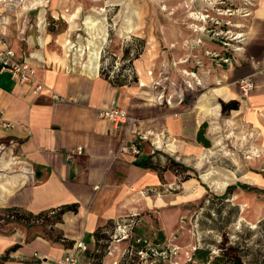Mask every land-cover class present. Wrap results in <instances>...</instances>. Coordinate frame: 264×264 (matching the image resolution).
I'll list each match as a JSON object with an SVG mask.
<instances>
[{"label":"crops","instance_id":"crops-1","mask_svg":"<svg viewBox=\"0 0 264 264\" xmlns=\"http://www.w3.org/2000/svg\"><path fill=\"white\" fill-rule=\"evenodd\" d=\"M2 11L0 35L10 25L7 9ZM37 20L38 36L27 38L26 53L11 45L17 57L35 69V80L45 86L43 91L34 95L32 85H18L7 71L0 69V118L8 124L0 126V221H14L12 226L0 225V262L10 247L18 245L1 264H55L59 258L75 252L76 244L81 242L86 250L79 256L78 264H124L127 243L109 242L119 216L137 213L141 217L138 232L154 235L158 229L152 226L153 216L165 241L173 239L176 208L158 211L164 197L159 191L178 184L184 190L189 189L191 174L200 168V155L210 151L213 144L207 131L210 148L199 144L196 134L203 122L210 120L211 124H216L221 115L220 104L213 99L215 96L225 103L237 101L238 109L229 111L232 115L236 113L233 119L260 125L264 133V77L261 74L264 68V0H256L249 17L239 63L216 71L214 75L218 80L227 78L215 89L220 88V92L214 90L208 97L207 92L199 96L195 90L187 91L182 103L174 98L171 105L156 101L159 90L149 84L150 78L146 75L145 64L152 59L153 40L147 43L145 62H140L144 63L142 69H137L144 83L114 84L101 75L100 60L94 55L100 47L101 26L98 36L92 37L93 31H87L84 39L77 35L75 44L80 45L82 39L91 51L88 53L85 47H80L73 53V61L68 63L70 50L75 46L70 35L77 31L76 23H71L62 35L63 52L58 55L49 46L52 36L46 30L43 11L39 12ZM125 20L119 28L120 34L140 30L138 25L124 23ZM176 34L173 27L169 29L167 41L177 39ZM122 40L118 35L104 40L101 46L105 44L108 51L120 55ZM137 60L135 62L140 61ZM243 77L253 82L246 98L241 96L238 85ZM52 94L58 99H52ZM196 99L199 103H195ZM113 107L125 110L133 121L115 127L109 120L99 117L100 109ZM130 142L138 145L137 156L119 152L122 144ZM79 146L82 154L67 159L66 153ZM249 173L247 179L258 185L253 186L256 191L252 195L260 197L257 215L249 219L259 223L264 220V178ZM233 188L234 185H230L224 189L219 205L223 201L229 203L226 218L231 225H236L238 192ZM203 197L206 202L214 198L211 195ZM183 211L188 217L195 214L187 207ZM208 212L204 219L213 220L214 225H221L226 219L223 215L227 213L221 207ZM37 215L41 216L34 219ZM44 219H50L48 227L55 242L32 236L33 232L27 228ZM202 220L199 216V225ZM216 228L213 226L206 231ZM191 229L186 224L185 232Z\"/></svg>","mask_w":264,"mask_h":264},{"label":"rangeland","instance_id":"rangeland-1","mask_svg":"<svg viewBox=\"0 0 264 264\" xmlns=\"http://www.w3.org/2000/svg\"><path fill=\"white\" fill-rule=\"evenodd\" d=\"M255 5L256 0H0V14H4L2 9H7L10 25L3 33L7 36L9 45L18 47L23 53L28 51L27 38L32 36L35 39L38 36L36 25L39 23L37 18L40 11L44 12L46 30L52 36L49 46L58 55L63 52L61 37L74 22L77 31L70 35L74 44L78 34L82 39L87 36V31H93L92 37L98 36L100 26L101 29L106 26L104 40H112L118 35L122 39H140L143 45L145 43L144 52L149 47L148 41L153 40L152 59L145 64L146 72H151L149 84L154 85L164 95H186L185 86L192 77L187 72L194 71L204 86L203 89L193 88L190 91L195 90L199 96L207 92L206 96L210 97L227 80L223 77L220 80L214 78L216 71L224 68L216 65L218 60L210 53L243 47L244 41L241 39L245 37L248 20ZM124 19V23L138 25L140 30L120 34L119 28ZM93 22L96 24L93 25ZM87 26H91V29ZM214 26L217 28L211 30ZM172 27L178 38L170 42L166 36ZM82 39L80 45L75 44L70 50L68 63L73 61L75 50L87 46ZM203 39H206V43H200L199 40ZM144 52L142 58L138 59L140 61L134 63L136 70L142 69L144 63L140 62L144 60ZM182 60L187 62L182 63ZM219 89L215 93L220 92ZM213 99L216 102L220 100L218 96ZM185 102L189 100L185 99ZM233 118L234 115L227 113L218 116L216 124H211L210 120L207 122V136L212 139L213 144L210 151L200 155V168L191 174L189 189L184 190L178 184L159 191L164 197L158 211L176 208L177 223L172 230L174 242L181 249L190 250L192 246L198 245L199 237L201 241L198 243L208 251L205 264H229L233 259L249 264L264 256V220L255 223L249 219L257 215V201L260 197L256 194L253 196L252 193L256 191L253 186L258 185L247 179L249 172L264 178V133L260 125L236 122ZM206 173L209 175L204 176ZM231 181L232 184H229ZM230 185H234L233 189L238 192L235 198L239 211L236 225L233 222L231 225L229 218H226L229 203L223 201L219 205V199L224 198V189ZM242 186L246 189H242ZM166 194L168 198H165ZM203 195L214 198L206 202ZM216 195L220 197L217 198ZM186 207L190 212L199 210L201 213L199 216L203 220L198 225L200 229L197 232L191 229L188 220L190 217L183 211ZM219 207L227 213L223 215L226 219L221 225H214L213 220L208 222L204 219L206 213H209L208 210H218ZM183 215L186 219L181 223L180 218ZM152 218L159 229V223L153 216ZM12 222L0 221V225L12 226ZM186 224L191 229L190 232H185ZM213 226L217 227L215 231H206L208 228L213 229ZM38 231L41 229L38 228ZM227 252L232 255L230 258H227ZM215 258L220 261L214 263Z\"/></svg>","mask_w":264,"mask_h":264},{"label":"built area","instance_id":"built-area-1","mask_svg":"<svg viewBox=\"0 0 264 264\" xmlns=\"http://www.w3.org/2000/svg\"><path fill=\"white\" fill-rule=\"evenodd\" d=\"M248 15V14H247ZM201 19L203 16L200 17ZM203 20V19H202ZM217 27H212V29ZM221 29L220 27H218ZM200 29V28H199ZM210 30V29H209ZM205 37V36H204ZM133 38H126L122 40V48L123 46L132 43ZM245 37L241 39V41H244ZM106 41V39H105ZM200 43H206V39L199 40ZM0 69L3 71H7L11 78L18 84V85H32V93L34 95H39L43 89L44 85L42 83H39L35 80V69L29 65L27 62L19 59L13 50V48L9 45L7 41V36L5 33H2L0 35ZM145 49V47H144ZM242 47L238 46L234 50H228L223 49L221 52H211L206 51L207 53H210L215 58H217L218 63L216 65L220 68H232L234 65H237L240 61V53H241ZM144 50L139 55V58L143 54ZM223 53V54H222ZM225 53H228V56H225ZM114 58L113 66L111 69H109L108 65L110 63V59ZM103 59V63L101 65L103 70L108 71V76L113 77L115 74H117L122 66V62L120 60V55H117L116 53H112L108 51L107 47L104 45L101 46L99 50V60ZM187 60H182V63H186ZM129 74V70L126 71ZM137 78V84H141V79L138 71L136 70V67H134L133 63V71ZM147 74L151 76V72L148 71ZM187 74L191 75V79L194 81H191V79H188V82L185 86V90L190 91L193 90V88L203 89L204 83L201 81V78L199 76L196 77V73L194 71H190V73L187 72ZM261 74L264 77V68L261 70ZM239 90L241 93V96L243 98H246L249 93L251 92L253 88V82L249 77H243L238 81ZM51 98L54 100L58 99V96L55 94L51 95ZM177 99V102L182 103L184 101V95L183 93L173 95H164V93L160 92L156 96V101L160 103H164L166 105H171L173 103V100ZM198 102V99L195 100V103ZM99 117L102 119L109 120L115 127H119L120 125L124 123H131L133 119L128 115V113L121 109V108H103L99 110L98 113ZM0 126L1 127H7L8 124L3 122L0 118ZM83 152L82 147H76L75 149L68 151L66 153L67 159H72L74 156L81 155ZM119 152L122 154H132L134 156H137L139 154V147L136 143L130 142V143H124L120 146ZM199 214L195 213L193 217H190V225L193 230L197 232L198 230V221H199ZM137 213H130L126 215L119 216L115 221L114 231L112 235L110 236V244L112 243H119V242H126L133 236V229L137 225ZM186 217L185 215L180 218L181 223H184ZM182 228V226H181ZM175 237L171 241H165L163 244L155 245L151 243H147L146 246L143 249L134 251L131 247L126 245V248L123 252V255H128L131 257H137L138 261H140V264H182L184 261L189 260L192 251L195 250L196 247H199L200 244L198 242L201 241V239L197 238V246H192L190 250H183L174 242ZM139 242V240H137ZM86 250V246L78 242L75 246V252L69 255H65L58 260L55 261V264H78L79 263V256L81 253H83ZM182 253V257L180 254ZM180 257L183 259V262L179 260Z\"/></svg>","mask_w":264,"mask_h":264},{"label":"trees","instance_id":"trees-1","mask_svg":"<svg viewBox=\"0 0 264 264\" xmlns=\"http://www.w3.org/2000/svg\"><path fill=\"white\" fill-rule=\"evenodd\" d=\"M144 47H145V43L143 45V41L140 39H136V40L134 39L132 43H129V44L123 46L122 51L120 53V60L123 64H122L119 72L117 74H115L112 78L108 76L109 73L107 70L105 71L102 69L101 65L103 63V59H100V73H101V75H104L106 78H109V80H111L114 84H117V83H122V84H126V85L137 84L136 75L134 74V72L132 73L133 63L135 62V60H137L139 58V55L144 50ZM225 56H228V53H225ZM114 58L112 57L110 59V63L108 65L109 69H111L113 66ZM128 70L130 71L129 74L126 72ZM216 103L220 104L221 114H227L231 110H237L238 106H239L238 105L239 103L237 101H230L228 103H225V102L219 100ZM233 115H236V113L234 112ZM206 128H207V123L203 122L197 131L196 140L203 147L210 148L211 142L206 137ZM137 165H139V164L137 163ZM186 179H187V177H184V180H186ZM241 188L245 189L246 187L242 186ZM63 210L64 209L60 210L58 212V214H60ZM198 212H199V210L196 211L195 213H198ZM29 216L30 215H28V217ZM40 216L41 215H37L36 217H34V219H38V217H40ZM53 220H54V218H53ZM140 223H141V217H140V215H138L137 225L133 229V236L127 241V245L129 247H131L132 249H134V251L143 249L147 243L160 245V244H163L165 242V236H164L163 232L160 231L159 229L156 231V233L154 235L149 234V233H146V234L139 233L138 227H139ZM49 224H50V219H44L40 223L27 225V228L33 232L32 236H41L47 240H51V241L55 242L56 239H55L51 229H49V227H48ZM152 226L156 228L155 220L153 218H152ZM38 228H40L41 231H38ZM137 240H139V242H137ZM17 248H18V245H14V246L10 247L6 251L4 256L1 257V262L6 261L9 257V255L12 252H14ZM225 250L228 251V248H226ZM230 256H232L230 254V252H227V258H230ZM207 257H208L207 249L199 246V247H196L194 251H192L190 259L184 261L182 264H196L198 262L205 264L207 262ZM245 257H247V256H245ZM219 261H220L219 258H215L214 263H218ZM1 262H0V264H1ZM123 263L124 264H140V261H138L137 257H131L128 255H125L124 259H123ZM229 264H246V263H244V261H242V260L240 261L239 259H236V260L233 259L232 263H229ZM249 264H264V256H262L261 258H257L256 260H254L252 262H249Z\"/></svg>","mask_w":264,"mask_h":264},{"label":"bare ground","instance_id":"bare-ground-1","mask_svg":"<svg viewBox=\"0 0 264 264\" xmlns=\"http://www.w3.org/2000/svg\"><path fill=\"white\" fill-rule=\"evenodd\" d=\"M102 24H104L103 23V20H102ZM105 35H106V26H103V28H102V32H101V34H100V37H99V41H100V47L98 48V51L96 50L95 51V53H94V55H95V59L97 60V58H99V50H100V48H101V44H102V42L104 41V38H105ZM94 47H96V45L94 46ZM85 49L88 51V53H90V51H91V49H90V46H86L85 47ZM93 55V56H94ZM142 58V57H141ZM94 59V60H95ZM93 61V60H92ZM95 62V61H94ZM97 62V61H96ZM93 64V63H92ZM146 75L148 76V78H149V75L146 73ZM149 81H150V79H149ZM141 83H144V82H141Z\"/></svg>","mask_w":264,"mask_h":264}]
</instances>
